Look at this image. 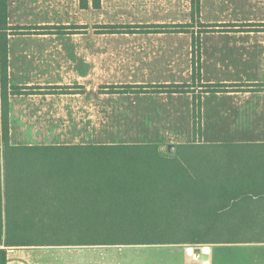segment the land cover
<instances>
[{"label": "crops", "instance_id": "obj_1", "mask_svg": "<svg viewBox=\"0 0 264 264\" xmlns=\"http://www.w3.org/2000/svg\"><path fill=\"white\" fill-rule=\"evenodd\" d=\"M9 1V24L11 26L42 25L35 9V0L27 4L25 0ZM222 1V0H221ZM102 7V0H100ZM205 1L201 0L199 11L193 15L192 0L190 8L182 18H170L167 12L162 16L154 15L147 20L131 22L129 24L104 23L120 28L112 32L143 33L151 40L183 39L181 31H168L165 28H175L171 25L192 24L195 16L202 15ZM93 7L92 0H88V7ZM222 6V2H221ZM94 8V7H93ZM94 8V9H100ZM83 9H86L83 7ZM39 12V9L37 10ZM199 12V13H198ZM177 14V12H175ZM180 16V18H179ZM37 17V19H36ZM239 20H236V22ZM241 21H250L244 19ZM239 21V22H241ZM204 23L224 24L225 20H205ZM238 22V23H239ZM68 23V22H66ZM79 23V22H78ZM84 25V22H80ZM101 24V23H100ZM98 24V25H100ZM163 27H160L162 26ZM166 25V26H165ZM148 26L151 31L142 32L141 27ZM25 27V26H24ZM156 29V30H154ZM162 29V30H161ZM163 29H165L163 31ZM36 29L33 27L32 29ZM232 38L230 48H208L199 50L195 63L200 72V79L193 83V36L183 43L170 42L156 46L137 49L120 48H42L35 44V34L13 33L9 35V81L10 85L20 87L33 86H66L65 96H43L41 94L11 95L10 96V134L14 144H86L112 143L93 141H21L15 136L30 134L33 136L50 135L53 132L42 133V125H32L16 121L17 119L32 118H111L116 115H107V112H129L119 115L125 118L141 119H177L189 120L178 134H193L194 119L226 118L228 113L240 124L241 135L261 136L259 139L238 140L230 142H202L218 145V150H234L232 159L219 160L220 165L247 168L249 166L264 167V158L254 160L249 152L264 145V76H254L250 79L243 72L257 71L264 73V31H223L218 34ZM33 37V38H32ZM203 38V37H202ZM255 40H258L256 42ZM32 41L33 45L30 44ZM189 41V43H187ZM159 43V42H158ZM250 45L256 47H250ZM138 54L152 56L145 59L141 67V76L147 81L138 80L127 84L129 88L123 94H134L135 98L128 100L129 107L121 108L118 102L106 106L104 95L110 86L121 85L112 82L97 83L90 86L86 83L91 76L99 80L106 77L105 67L108 64L106 54H128L131 51ZM109 51V52H107ZM98 57L90 58L89 55ZM64 55V57H63ZM52 56V57H47ZM45 57V58H44ZM119 61V60H118ZM65 66V68H64ZM72 69H67V67ZM93 67V69H91ZM257 67V68H256ZM227 72L217 81L214 75L207 72ZM241 72L239 77L237 72ZM50 72L51 74H47ZM232 73L231 75L228 74ZM235 74V75H234ZM207 76V77H206ZM214 76V77H213ZM49 78V79H48ZM207 78V79H206ZM199 80V81H198ZM235 85L230 91H216V97L232 99L234 106L218 107L204 106L200 102L206 101L211 94L210 85ZM245 84V85H244ZM246 84H263L262 86ZM101 87V88H100ZM92 89V91L90 90ZM257 89V90H256ZM130 92V93H129ZM119 94V93H118ZM90 97L92 99L90 100ZM32 104V106H30ZM48 104V106H47ZM199 104V105H198ZM95 113V114H91ZM222 113V115H212ZM209 115V116H207ZM201 120V128H202ZM200 129V126H199ZM202 137V134L200 132ZM203 140V139H202ZM192 142V141H191ZM114 143V142H113ZM190 143V142H185ZM164 146V145H163ZM242 152V153H241ZM230 159V160H229ZM235 180L244 182H264L263 173L256 175L234 176ZM226 180V179H225ZM228 181V180H226ZM238 198L229 207L212 212L209 222L200 223V229L219 232H239L236 235L224 234L218 239L204 243H160V244H95V245H35L13 246L8 249V264H264V193H239ZM200 247L207 254L201 259L194 248Z\"/></svg>", "mask_w": 264, "mask_h": 264}, {"label": "trees", "instance_id": "obj_2", "mask_svg": "<svg viewBox=\"0 0 264 264\" xmlns=\"http://www.w3.org/2000/svg\"><path fill=\"white\" fill-rule=\"evenodd\" d=\"M200 2L192 0L193 15ZM92 3L100 8V0ZM81 4L87 8L88 0ZM25 30L32 28L9 24V1L0 0V264H8L13 246L195 244L239 233L200 229L237 194L264 193V182L234 179L263 173L264 167L220 165L234 157L232 149L222 154L218 145L199 141L178 144L174 152L160 143L14 144L10 95L25 88L10 85L9 35ZM231 86L210 89L225 92ZM249 154L262 159L264 149Z\"/></svg>", "mask_w": 264, "mask_h": 264}, {"label": "rangeland", "instance_id": "obj_3", "mask_svg": "<svg viewBox=\"0 0 264 264\" xmlns=\"http://www.w3.org/2000/svg\"><path fill=\"white\" fill-rule=\"evenodd\" d=\"M93 1V0H92ZM205 5L203 7L202 15L195 16L193 21L194 27H175L165 28L180 29L179 33L182 36H188V39L180 37L179 39L173 38L171 40L155 39L151 40L143 33H115L112 32V28L109 25H102L106 23L116 24H129L131 22H138L141 20H147L154 15L162 16L164 12L170 18H177L178 15L184 18L186 16L187 22L189 14L186 10L190 8V0H102V7L100 9H94L92 6L89 9H83L82 0H35V9L38 14V19L42 21V25H24L30 27L33 30H25L23 34H35V44L42 48H120V49H137L147 48L156 42V46L161 44H169L170 42L183 43L186 40H190L191 34L193 38L192 52H193V83L200 79L199 69L195 60L199 56V50L201 47L208 48H230L232 44V38L228 36H220V32L223 31H264V26L260 25L264 23V0H204ZM27 4L33 3L31 0H25ZM222 2V6H221ZM39 9V12L37 11ZM177 12V14H175ZM179 16V18H180ZM37 19V17H36ZM248 19L250 21H241ZM205 20L219 21L225 20L227 24H234L233 26L226 27H214L202 26ZM236 20H239L236 22ZM68 22V23H66ZM79 22V23H78ZM80 22H84L82 25ZM239 22V23H238ZM101 23V24H100ZM248 23H254V25H248ZM100 24V25H98ZM238 24V25H235ZM240 24V25H239ZM258 24V25H257ZM22 26V27H24ZM41 27V28H39ZM144 27L140 28L142 31ZM120 28H118L119 30ZM209 30V31H207ZM213 30V31H212ZM133 31H136L135 29ZM143 32V31H142ZM146 32V31H144ZM171 32V31H170ZM176 32V31H175ZM203 37V38H202ZM33 38V37H32ZM264 42V39H259ZM258 42V40H255ZM159 42V43H158ZM189 43V41H187ZM30 44L33 45L32 41ZM163 44V45H164ZM250 47H256L250 45ZM109 52V51H107ZM52 57V56H47ZM64 57V55H63ZM90 58L98 57L96 55H89ZM108 64L105 67L106 77L98 79L91 76L86 82L91 84H97L100 82H112L121 85L117 86V91L114 86H110L104 95L106 100V106H112L113 102H118V106L121 108L129 107L128 100L135 98L134 94H123L130 82H136L138 80L147 81L146 77L141 76V67L145 62V59L152 56L146 54H138L136 51H131L128 54H106L104 56ZM45 58V57H44ZM119 60V61H118ZM65 68V66H64ZM72 67H67V69ZM257 68V67H256ZM69 69V70H70ZM93 69V67H91ZM208 75H214L220 79L221 75H227V72H207ZM51 74L50 72L47 73ZM232 73L228 74L231 75ZM235 75V74H234ZM241 72H237L236 76L239 77ZM242 75H246L252 79L254 76H264V73L255 71L243 72ZM213 76V77H214ZM207 77V76H206ZM49 79V78H48ZM207 79V78H206ZM199 81V80H198ZM101 88V87H100ZM15 90V89H13ZM92 91V89L90 88ZM17 91V90H16ZM23 93L11 94V95H29V94H41L43 96H51L52 93L55 96H65L68 91L66 86H33L26 87ZM119 93V94H118ZM130 93V92H129ZM216 92L211 91V94L206 97V101L200 102V105H214L218 107L234 106L233 100L227 97H216ZM10 95V96H11ZM92 97H90V100ZM113 101V102H111ZM32 106V104H30ZM48 106V104H47ZM10 114V113H9ZM95 114V113H91ZM107 115H116L111 118H42L35 119L25 118L17 119L16 121L27 123L41 124L42 133L53 132L50 135L33 136L26 134L24 136H15L16 140L21 141H48V142H61V141H93V142H133V143H160L167 149L168 144H182L185 142L199 141V142H230L238 140L259 139L261 136H246L241 135L240 124L237 123L231 116L233 113H228L226 118H209L205 117L203 120L194 119L195 129L193 134L184 135L178 134V131L185 127V124L189 120H177V119H141V118H125L118 117L119 115L130 114L127 112H107ZM222 115V113H212V115ZM209 116V115H207ZM223 116V115H222ZM197 119V120H196ZM202 120V128H201ZM11 123V118H10ZM200 126V129H199ZM183 130H189L183 129ZM202 134V137L200 135ZM38 139V140H37ZM203 139V140H202Z\"/></svg>", "mask_w": 264, "mask_h": 264}, {"label": "water", "instance_id": "obj_4", "mask_svg": "<svg viewBox=\"0 0 264 264\" xmlns=\"http://www.w3.org/2000/svg\"><path fill=\"white\" fill-rule=\"evenodd\" d=\"M167 149L169 150V152H174L175 145L172 144V143L171 144H168ZM194 251H195V253L199 254L200 255V258L203 259V260L206 259L207 256H208L207 254H205V253L202 252V250H201L200 247L194 248Z\"/></svg>", "mask_w": 264, "mask_h": 264}]
</instances>
